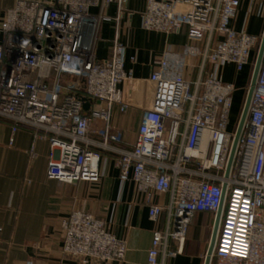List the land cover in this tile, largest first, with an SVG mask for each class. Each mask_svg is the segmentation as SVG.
I'll use <instances>...</instances> for the list:
<instances>
[{
  "label": "built area",
  "instance_id": "obj_1",
  "mask_svg": "<svg viewBox=\"0 0 264 264\" xmlns=\"http://www.w3.org/2000/svg\"><path fill=\"white\" fill-rule=\"evenodd\" d=\"M112 5L117 20L131 16L128 0H21L0 14V118L14 124L13 133L19 126L34 129V144L49 143V180L98 183L103 158L92 148L118 156L120 182L135 184L152 222L165 217L145 264H164L161 255L171 243L181 252L195 214L216 219L220 211L211 264H264V52L236 143L264 34L232 29L241 0H148L143 29L186 31L189 43L161 56L150 75L153 103L136 143L120 149L123 134L111 122L116 107L128 111L122 89L132 78L125 70L126 49L116 43L106 60L96 57L100 26ZM215 35L219 40L210 47ZM205 39L209 46L202 50ZM198 58L200 74L190 81L187 61ZM228 66L236 73L251 69L233 132L236 88L222 72ZM98 121L105 124L100 131L94 127ZM153 193L168 195L169 202L152 204ZM63 230L64 254L84 264L126 256L125 242L89 213L74 212Z\"/></svg>",
  "mask_w": 264,
  "mask_h": 264
},
{
  "label": "crops",
  "instance_id": "obj_2",
  "mask_svg": "<svg viewBox=\"0 0 264 264\" xmlns=\"http://www.w3.org/2000/svg\"><path fill=\"white\" fill-rule=\"evenodd\" d=\"M21 0H0V14L16 7ZM44 1V0H23ZM171 1V0H165ZM148 0H128V12L119 20L117 7L112 5L108 18L102 22L96 47L99 61L106 60L116 43L125 46V70L132 74L122 87L126 114L116 107L112 128L123 134L120 149H131L137 140L142 116L151 108L154 85L150 75L166 51H177L189 43L186 31L177 35L146 32L143 17ZM236 32H247L255 37L264 34V0H241L237 17L232 21ZM0 33V46L3 43ZM219 40L214 36L210 47ZM207 49L208 40L200 43ZM132 58L135 61H132ZM201 60L187 61L186 78L195 81L200 74ZM227 83L235 88L249 84L251 69L236 73L233 66L222 70ZM73 80V79H72ZM247 84V87H248ZM246 87V88H247ZM244 103V102H243ZM0 118V264H84L81 260L64 254L65 233L63 223L74 212H86L106 221L109 231L127 245V253L121 262L100 264H145L153 234L165 227V217L160 224L149 219V206L133 182L122 184L115 153L92 148L102 155V178L98 183L80 182L65 184L47 177L49 143L37 141L35 130L19 126ZM95 129L105 128L96 122ZM13 139V143L11 140ZM101 141V138L95 137ZM34 146V149H32ZM152 204L165 205L168 195L152 194ZM216 224L210 213L195 214L181 252L171 243L167 253L161 255L164 264H206ZM90 264H99L91 262Z\"/></svg>",
  "mask_w": 264,
  "mask_h": 264
},
{
  "label": "water",
  "instance_id": "obj_3",
  "mask_svg": "<svg viewBox=\"0 0 264 264\" xmlns=\"http://www.w3.org/2000/svg\"><path fill=\"white\" fill-rule=\"evenodd\" d=\"M263 52H264V35H263V40H262L260 51H259L257 64H256V67H255V70H254V74H253V78H252V87L250 89L249 96L247 98L245 109H244V112H243V115H242V121H241L240 129H239L238 134H237L236 143H237V141L239 139V136H240L241 130H242V126H243V124L245 122V119L247 117L249 104H250V98H251V95H252V92H253V88H254V85H255V82H256V78H257V74H258V71H259L260 63L262 61ZM85 109L87 110L88 106H85ZM231 162H232V158H231ZM231 162H230V164H231ZM220 219H221V211L218 213L217 218H216V224H215L213 237H212V242H211V246H210V249H209V252H208L206 264H211V255L213 253V249H214V246H215L217 233H218V229H219Z\"/></svg>",
  "mask_w": 264,
  "mask_h": 264
},
{
  "label": "rangeland",
  "instance_id": "obj_4",
  "mask_svg": "<svg viewBox=\"0 0 264 264\" xmlns=\"http://www.w3.org/2000/svg\"><path fill=\"white\" fill-rule=\"evenodd\" d=\"M247 84H248V82H247ZM247 84L243 88H237L236 89V93L234 96V108L232 111L230 127H229V130L231 132H233L235 130L238 118L240 116L242 106H243V102H244L245 95H246L245 90H246Z\"/></svg>",
  "mask_w": 264,
  "mask_h": 264
}]
</instances>
